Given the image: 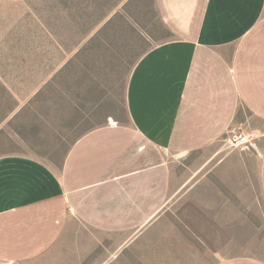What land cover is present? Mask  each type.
I'll use <instances>...</instances> for the list:
<instances>
[{
  "label": "crops",
  "instance_id": "1",
  "mask_svg": "<svg viewBox=\"0 0 264 264\" xmlns=\"http://www.w3.org/2000/svg\"><path fill=\"white\" fill-rule=\"evenodd\" d=\"M154 3L171 39L135 64L126 125L80 135L59 171L0 156V264H264L239 254L264 249V0ZM238 126L255 149L225 146Z\"/></svg>",
  "mask_w": 264,
  "mask_h": 264
},
{
  "label": "rangeland",
  "instance_id": "2",
  "mask_svg": "<svg viewBox=\"0 0 264 264\" xmlns=\"http://www.w3.org/2000/svg\"><path fill=\"white\" fill-rule=\"evenodd\" d=\"M170 39L154 0H0V156L59 171L80 135L126 125L135 64ZM198 158L176 161V175ZM248 222L263 247L264 220ZM239 254L264 258V249Z\"/></svg>",
  "mask_w": 264,
  "mask_h": 264
},
{
  "label": "built area",
  "instance_id": "3",
  "mask_svg": "<svg viewBox=\"0 0 264 264\" xmlns=\"http://www.w3.org/2000/svg\"><path fill=\"white\" fill-rule=\"evenodd\" d=\"M258 137L252 131H248L243 127H233L231 128L224 139V144L226 147L231 149H245L251 148L255 149Z\"/></svg>",
  "mask_w": 264,
  "mask_h": 264
},
{
  "label": "trees",
  "instance_id": "4",
  "mask_svg": "<svg viewBox=\"0 0 264 264\" xmlns=\"http://www.w3.org/2000/svg\"><path fill=\"white\" fill-rule=\"evenodd\" d=\"M157 11V10H156ZM157 14H158V12H157ZM159 16V15H158ZM159 19H160V17H159ZM161 21V20H160ZM162 23V22H161ZM164 26V25H163ZM166 28V27H165ZM69 150V149H68Z\"/></svg>",
  "mask_w": 264,
  "mask_h": 264
}]
</instances>
